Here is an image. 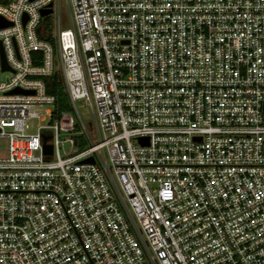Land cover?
<instances>
[{
  "label": "built area",
  "instance_id": "obj_1",
  "mask_svg": "<svg viewBox=\"0 0 264 264\" xmlns=\"http://www.w3.org/2000/svg\"><path fill=\"white\" fill-rule=\"evenodd\" d=\"M0 18V264H264V0Z\"/></svg>",
  "mask_w": 264,
  "mask_h": 264
},
{
  "label": "rangeland",
  "instance_id": "obj_2",
  "mask_svg": "<svg viewBox=\"0 0 264 264\" xmlns=\"http://www.w3.org/2000/svg\"><path fill=\"white\" fill-rule=\"evenodd\" d=\"M54 17H55V15L53 14L49 18L51 20H53ZM61 19H62V22H63V25L64 26H68L69 25V22L67 21L65 14L62 13ZM10 77H11V74L10 73H1L0 80L7 82V81H9ZM77 108L80 110L81 114L84 117H86L88 115L89 109L82 102L77 101ZM36 110L37 111H44V108L43 107H36ZM45 123H46V118L40 122V124H45ZM36 125H38V122L37 121L34 120V121L31 122L32 129H34ZM3 146H4L3 147V151H4L5 150V145H3Z\"/></svg>",
  "mask_w": 264,
  "mask_h": 264
},
{
  "label": "trees",
  "instance_id": "obj_3",
  "mask_svg": "<svg viewBox=\"0 0 264 264\" xmlns=\"http://www.w3.org/2000/svg\"><path fill=\"white\" fill-rule=\"evenodd\" d=\"M47 85V91L54 94L57 97L58 108L66 109V98L63 92L61 79L56 75L53 78L45 80Z\"/></svg>",
  "mask_w": 264,
  "mask_h": 264
},
{
  "label": "water",
  "instance_id": "obj_4",
  "mask_svg": "<svg viewBox=\"0 0 264 264\" xmlns=\"http://www.w3.org/2000/svg\"><path fill=\"white\" fill-rule=\"evenodd\" d=\"M49 12H50V9H43V10H41V15H45ZM7 24L8 23H6L4 20H2L0 18V27H4ZM1 63H2V69H6V65H5V61H4V57H3L2 53H1ZM10 92H19V91H18V89H14V90H11ZM141 141H142V139H141ZM43 150L45 153L50 154L51 153V145L50 144H44ZM91 160H92L91 158L86 159V161H91Z\"/></svg>",
  "mask_w": 264,
  "mask_h": 264
}]
</instances>
